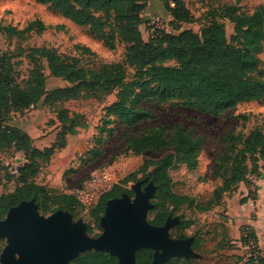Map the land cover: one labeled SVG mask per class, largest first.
Segmentation results:
<instances>
[{
    "label": "rangeland",
    "instance_id": "1",
    "mask_svg": "<svg viewBox=\"0 0 264 264\" xmlns=\"http://www.w3.org/2000/svg\"><path fill=\"white\" fill-rule=\"evenodd\" d=\"M184 3L191 19L175 22L160 0H148L140 14L141 22L137 24L142 39H155L159 32L178 34L183 30L200 35L205 27L216 22L222 26L226 44L239 47L238 40L246 28V19L264 5V0H184ZM101 17L106 22V31L112 35L111 46L89 28L53 12L47 4L36 0H0V69H9L16 83L25 85L32 68L30 49L42 46L54 48L85 67L112 74L111 81L116 83L99 100L81 96L50 107L41 99L22 114H8L9 124L21 123L33 137L32 145L41 149L52 144L58 130L55 108H66L70 116L78 114L86 125L68 135L64 147L55 152L48 164H42L36 180L52 194L72 195L71 191L79 181L108 167L119 179V186L114 191L133 194V183L145 179L144 186L151 180L155 163L172 156L168 169L171 190L188 196L189 200L175 206L160 197L156 209L150 210L146 219L152 223L156 214H162L165 219L168 215L179 217V223L170 230V237H192V250L199 257L171 258L168 264H248L254 241L251 238L245 244L241 241L243 226L255 228L256 242L260 252L264 253L263 152L258 151L243 161L242 166L247 171L254 168L256 172L248 174L245 181L232 184L228 190L220 189L224 177L217 169L221 162L223 166L232 163L235 153L234 150L229 154L232 145L237 148V142L254 130L264 134V98L243 100L212 114L184 106L181 98L176 96H141L139 89L132 87L136 70L125 58L122 35L116 29L113 15L102 14ZM257 57L259 68L250 73L247 80L257 79L260 75L264 77V38ZM36 58L44 67L47 91L67 85L65 80L50 75L43 58L37 55ZM154 65L176 67L177 63L166 60ZM130 89L134 92L127 97L125 110L120 114L109 112V107L119 102L121 95ZM176 128H182L197 142L194 167L180 161L173 146L146 147L138 151L129 145L131 140L153 129L168 137ZM23 157L20 151L14 153L8 147L0 148V165L3 167L0 169V196L13 192L16 176L10 174L8 167L21 165ZM56 207L57 204L51 203L49 210L39 212L46 216ZM70 210L74 219L80 218L73 205ZM95 228H86L88 235L94 237L101 232V228ZM4 243L0 239V251Z\"/></svg>",
    "mask_w": 264,
    "mask_h": 264
},
{
    "label": "trees",
    "instance_id": "2",
    "mask_svg": "<svg viewBox=\"0 0 264 264\" xmlns=\"http://www.w3.org/2000/svg\"><path fill=\"white\" fill-rule=\"evenodd\" d=\"M47 6L73 23L89 28L107 45H113L112 35L106 31V22L101 15L111 13L116 23V29L122 35L125 58L136 70V80L132 83L141 92V96L160 94L181 98L182 105L194 107L200 112L216 114L219 109L229 108L243 100L264 98V77L260 75L254 80L246 77L258 70L257 54L263 47L264 38V5L259 6L246 20V28L238 40L239 47L227 45L221 24L213 22L198 35L191 30H183L178 34L159 32L155 39L144 41L137 30L141 22V12L148 0H36ZM175 22H187L191 19L189 9L184 0H160ZM32 68L24 86L16 83L9 69H0V148L8 147L14 152L20 151L24 162L17 168L13 192L0 196V218H3L9 207L22 200L35 198L40 211L49 210L51 203L57 204V209L71 213L70 207L79 213V205L72 195L56 194L45 185L39 184L35 178L42 164H48L54 153L63 148L66 136L75 133L85 123L78 114L69 115L66 108H55L59 123L55 138L48 147L38 148L32 145V138L19 128L9 124L8 114H22L42 99L50 107L58 103L78 97H93L101 99L116 84L111 81L112 74L102 73L85 67L75 59H69L54 48L45 46L30 49ZM41 57L53 77L61 78L67 85L57 86L49 91L45 88L44 67L36 58ZM171 61L176 67L154 65L157 61ZM134 92L130 89L121 95L119 102L113 103L108 111L120 114L124 109L127 97ZM122 116V115H121ZM125 114L123 115V117ZM8 121V122H7ZM7 122V123H6ZM231 138V137H229ZM134 150L146 147L173 146L178 158L189 167L197 164V142L182 128H176L172 135L165 137L158 129H153L137 139L130 141ZM232 145L229 154L234 153L230 166L222 162L217 173L224 177L222 190H228L232 184H238L247 179L248 174H254L257 169L246 170L242 166L247 157L263 152L264 134L258 130L250 132L244 140ZM172 156L158 160L150 174L156 190L151 202L158 205V198L163 197L175 206L184 204L189 197L179 195L171 190V178L168 169ZM0 169L3 167L0 165ZM119 184V183H118ZM116 184L103 194L92 208L90 216L98 225V220L104 211L108 199L121 195L115 190ZM130 195L132 192L127 191ZM165 218L156 214L153 224H163ZM88 230H92L86 224ZM240 239L245 244L249 239L254 243L251 247L248 264H264V253L256 242L253 229L243 226ZM181 238L185 236L180 235ZM258 251V252H257ZM152 260L151 249L136 251L137 264H149ZM179 260V258H175ZM171 262V259L164 264ZM72 264H118L117 259L104 251H86L74 258Z\"/></svg>",
    "mask_w": 264,
    "mask_h": 264
},
{
    "label": "water",
    "instance_id": "3",
    "mask_svg": "<svg viewBox=\"0 0 264 264\" xmlns=\"http://www.w3.org/2000/svg\"><path fill=\"white\" fill-rule=\"evenodd\" d=\"M139 179L126 192L106 201L98 225L101 232L90 236L86 223L63 209L48 215L39 212L35 198L9 207L0 218V264H70L86 251H104L118 264H137L136 251L151 249L149 264H164L171 258H198L192 250V237L172 238L170 230L179 217L168 215L163 224L147 221L153 207L156 187L153 181Z\"/></svg>",
    "mask_w": 264,
    "mask_h": 264
},
{
    "label": "built area",
    "instance_id": "4",
    "mask_svg": "<svg viewBox=\"0 0 264 264\" xmlns=\"http://www.w3.org/2000/svg\"><path fill=\"white\" fill-rule=\"evenodd\" d=\"M23 162L24 157L22 159ZM19 166L10 165L8 167V171L12 176H17V168ZM118 183L119 179L117 178L116 172L108 167H103L79 181L72 189L71 194L79 205L80 218L86 224H89L93 230L96 228L90 216L92 208H94L103 194L110 191Z\"/></svg>",
    "mask_w": 264,
    "mask_h": 264
},
{
    "label": "crops",
    "instance_id": "5",
    "mask_svg": "<svg viewBox=\"0 0 264 264\" xmlns=\"http://www.w3.org/2000/svg\"><path fill=\"white\" fill-rule=\"evenodd\" d=\"M12 126H15V127H17V128H19L20 130H22L23 132H25V133H27L28 132V130H26L24 127H23V125L21 124V123H17V124H15V123H13V124H11ZM31 138H33L30 134H29V132L27 133ZM55 134H56V132H55ZM55 134H54V138H55ZM67 137H68V135L66 136V140H67ZM54 138H53V140H54ZM55 154V153H54ZM35 181L37 182V183H39V184H42V185H44L41 181H38V179L36 180V178H35ZM250 228V227H249ZM251 229H253V231L256 233V235H257V231L256 230H254L255 228H253L252 226H251Z\"/></svg>",
    "mask_w": 264,
    "mask_h": 264
}]
</instances>
